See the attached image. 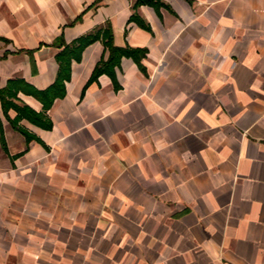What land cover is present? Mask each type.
<instances>
[{
    "label": "crops",
    "instance_id": "0c3cea01",
    "mask_svg": "<svg viewBox=\"0 0 264 264\" xmlns=\"http://www.w3.org/2000/svg\"><path fill=\"white\" fill-rule=\"evenodd\" d=\"M161 1L0 0V89L146 50L90 80L87 45L29 142L0 99V264H264V0Z\"/></svg>",
    "mask_w": 264,
    "mask_h": 264
},
{
    "label": "trees",
    "instance_id": "16d2710c",
    "mask_svg": "<svg viewBox=\"0 0 264 264\" xmlns=\"http://www.w3.org/2000/svg\"><path fill=\"white\" fill-rule=\"evenodd\" d=\"M141 4H147L155 8H160L161 6H167L161 0H136L134 8L140 6ZM131 20L137 21L139 25L148 29L149 27L141 20L136 14L131 16ZM102 35L105 45L109 48L110 55L107 61L100 62L95 68L90 80L96 79L100 74L108 72L112 74V69L119 62L122 56L133 57L137 63H141V59L146 54V50L142 48H128V47H118L113 44V34L110 25L106 27H101L93 34L79 37L71 45H66L62 51L57 55V60L59 62V71L56 81L45 90H38L31 84L27 83L23 79H13L10 80L5 88L0 89V99L2 102V108L4 114L8 116L9 109L13 108L18 112L15 119H10L13 127L20 131L29 142L34 138L26 129L21 127L18 122L21 118H26L30 122L43 127L50 128L51 123L46 115V111L51 108L53 103L57 98H61L66 93V81L71 77V61L72 59L79 60L84 48L99 39ZM19 92L25 94H30L40 100L43 104L44 111L37 112L26 104L17 103L15 100L19 99ZM15 99V100H14ZM1 124V122H0ZM1 128V139L4 142V134L2 126Z\"/></svg>",
    "mask_w": 264,
    "mask_h": 264
}]
</instances>
